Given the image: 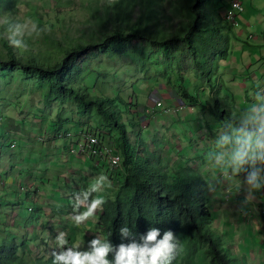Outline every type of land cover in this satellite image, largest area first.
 <instances>
[{
    "label": "rangeland",
    "instance_id": "374dc122",
    "mask_svg": "<svg viewBox=\"0 0 264 264\" xmlns=\"http://www.w3.org/2000/svg\"><path fill=\"white\" fill-rule=\"evenodd\" d=\"M166 2L169 5L171 0ZM107 4V0H18L11 11L0 10L4 12V15L0 14V25H3L8 18L14 19L16 23L23 22L27 18L35 20L45 31L38 37L26 36L30 38V47L36 53L46 54L49 51L52 55H57L55 50L60 45L65 46L82 38L86 41L102 38L100 28L105 23ZM145 10H140L139 3L136 4L134 12L130 15L131 25L138 23L140 19L146 20ZM222 12L219 17L215 15L218 26L223 23ZM169 15L171 19L164 24L166 30L173 33L183 19L170 7ZM143 26L148 28L146 21L143 22ZM5 34L9 37V32ZM1 46L2 42H0ZM25 49H28V45ZM114 49L117 54L91 59L89 70L74 86L81 93L92 97L120 100L122 122L129 130V124L132 122L135 127L140 126L138 120L146 111L143 110L144 104H138L141 90L145 89L141 96V102H145L144 96L152 92L150 88L161 84L160 93L154 94L156 99L153 105L158 109L162 108L163 101L160 99L162 92L166 91L168 88L166 86L174 88V81L173 84H169V81L174 80L176 75L171 73L172 66L167 64L166 58L160 56L162 52H158L148 42L135 41L127 49L123 48L124 51L118 47ZM187 60L184 71L186 70L189 77L194 78L198 73L195 68H190L191 57L188 56ZM37 79V73L25 72L20 67H0V240L14 239L17 243L24 241L28 244L26 247L32 252L31 255L46 258L49 254H44L45 246L56 245L55 237L60 232L67 234L69 246H79L81 250H87V245L94 236L104 239L101 235L102 228L98 223L99 211L85 223L79 226L75 224L72 219L75 211L73 198L77 193H87L94 183L106 175L110 187L105 186L102 191L93 193V196L109 199L119 183L114 182L116 178L112 173L121 170V165L109 169L108 164L103 162L104 167L102 166L100 171L90 169L89 174L85 172L84 175L80 173L75 178L74 175L71 177L68 175L70 170L65 169L62 163L56 160L49 161L51 150H57L55 153L59 155L57 149L59 144L56 141H65L64 146L70 157H76L80 161L88 159L86 162H90L91 156L81 153L79 149V145L84 141L83 135L100 134L103 146L119 156L117 151L119 148L115 143L120 139L119 133L117 134L113 128L103 127L106 130H99L101 122H98L95 110L83 113L76 103H61L59 99L49 98L47 93L39 88ZM207 87L210 91L209 94L205 92V103L201 100L203 105L195 106L179 94L183 100L178 97L184 104L171 109L172 112L187 114L183 112L198 107L203 109L202 106L212 110L211 102H214L215 98L219 100V95L212 91V86L208 83ZM147 107L150 108L149 105ZM133 116H136V120L132 119ZM52 128L54 132L50 131ZM138 135L136 132H128L129 142L136 144L140 153L154 154L146 150L142 140H136ZM215 137L216 135L212 134L211 143ZM47 143L53 145H46ZM46 146L51 150H43ZM211 146L205 141L204 153L207 154ZM159 156L157 158L168 166H188L200 170L196 161H183L177 154L165 153ZM161 157L164 160L171 158L164 162ZM108 173L111 177H108ZM57 187L61 194L57 193ZM67 188H70L69 193L68 190L64 191ZM64 197H68V203L55 205L59 198ZM207 203L213 214L218 207L213 206L210 201ZM263 208L264 193L262 192L256 194L254 201L247 202V211L250 213L247 214V220L256 222L251 227L253 230L250 232V238L247 235V241L256 240L260 245L259 249L255 251L247 245L246 252L244 249L241 251V248L236 249L234 243L231 246L227 244L229 247L226 246V249H230L237 258L239 257L237 260L240 264H264V221L259 220L261 216L264 218ZM80 211L85 215L92 213V209L86 204H82ZM213 225L211 228L216 235L221 236L223 232H227L226 229H219L218 221ZM20 235L21 238H17ZM77 237L80 240L74 241ZM31 241H34V245L30 244ZM241 246H244L243 242L239 247ZM206 257V251L203 249L198 251L194 258L189 257L190 260H181L176 264H209Z\"/></svg>",
    "mask_w": 264,
    "mask_h": 264
},
{
    "label": "trees",
    "instance_id": "16d2710c",
    "mask_svg": "<svg viewBox=\"0 0 264 264\" xmlns=\"http://www.w3.org/2000/svg\"><path fill=\"white\" fill-rule=\"evenodd\" d=\"M107 2L105 23L100 28L102 38L87 41L82 38L67 46L60 45L55 50L57 55L49 51L46 54L34 52L28 37H25L28 49L11 46L5 33H8L9 25L16 22L8 18L0 25V67H20L25 72L37 73L38 86L49 98L59 99L61 103H76L83 113L95 110L98 122H101L99 130H106L103 127L113 128L119 133L120 140L115 146L119 148L122 177L112 197L105 200L102 211H99L98 223L104 238H109L114 246H118L122 243L119 237L121 226L132 229L137 237L144 235L150 227H157L161 235L171 230L180 241L181 251L173 264L190 260L189 257L194 258L203 249L209 264H240L237 260L239 257L226 249L228 245L225 239L216 235L211 228L213 216L205 193L208 183L201 171L188 166H168L157 158L159 156L140 153L137 145L128 140V129L122 122L120 100L92 97L81 93L74 86L89 70L91 59L117 54L115 47L124 51L123 48L127 49L135 41H145L162 52L160 56L165 57L167 64L172 66L171 73L176 76L174 80L170 79L169 84L174 81L178 94L195 106L203 105L205 93L202 94L201 89L190 92L184 66L188 63L187 57H191L190 68H195L201 81H205L204 86L208 83L214 90L217 60L226 56L230 34L235 28L225 16L230 0H171L169 5L166 0ZM17 3L18 0H0V10L11 11ZM137 3L140 10L146 9V20L140 19L131 25L130 15ZM169 7L183 19L173 33L167 31L164 24L171 19ZM221 11L223 23L218 26L215 15L219 17ZM0 14L4 15V12ZM144 21L148 28H144ZM212 105L215 111L207 109L221 126L239 113L225 107L216 98L211 102ZM202 108L206 109V106ZM132 119L136 120V116ZM129 127H135L134 123H130ZM17 238L20 239L21 235ZM79 240V237L74 239ZM30 244L34 245V241ZM26 245L28 247L24 241L17 243L14 239H1L0 264H52L51 253L56 245L45 246L44 254H49L46 258L31 255Z\"/></svg>",
    "mask_w": 264,
    "mask_h": 264
},
{
    "label": "crops",
    "instance_id": "0c3cea01",
    "mask_svg": "<svg viewBox=\"0 0 264 264\" xmlns=\"http://www.w3.org/2000/svg\"><path fill=\"white\" fill-rule=\"evenodd\" d=\"M238 21V27H235L230 34V45L226 56L224 58L219 57L217 60V80H215L217 83L214 92L219 95V102H222L225 107L240 112L254 102L257 92L264 90V0H244V12L238 16ZM187 77L191 93L201 89L202 94L205 92L209 94V87L204 86L205 81L202 82L198 74L194 78L188 75ZM166 84L167 82L164 86ZM166 87L168 88L162 92L163 95L160 98L163 101V106L159 109L153 105V102L156 99L154 94L161 91V84L158 87L150 88L152 92L150 95L144 96L145 102H141V96L145 89L141 90L138 104H144L143 110L146 111L141 114L142 118L138 120L140 126L129 127L128 132L138 133L136 139L138 141L142 140L146 150L153 152L155 156L164 155L165 153L171 155L173 153L182 157L183 161H196L203 178H206L205 181L208 183L213 173L207 162L209 151L207 154L204 153V142L207 141L212 145L210 147L211 151L214 142L211 143L212 134L217 136L222 126L218 120L214 119V115L207 108L200 109L198 107L183 112L187 114L173 113L171 109L178 105L182 106L184 102L175 85H173L175 89L170 86ZM148 105L150 108L147 107ZM212 109L215 111L213 105ZM50 131L54 132V128ZM94 135L100 136L98 133ZM64 142L56 141L59 144L57 146L59 155L56 154L57 150H51L48 146L44 147L43 150H51L49 161L54 162L56 160V162L62 163L65 169L70 170L69 176L73 177L74 175L75 178L80 173L84 175L85 172H88L89 174L90 169L100 171L101 167H104L102 160L91 158L89 159L90 162H86L88 159L81 161L76 157H73L75 158L73 159L68 155ZM46 145L52 146L53 143H47ZM170 158H165L166 160L162 158V160L166 162ZM112 175L116 178L114 182H120L121 171L112 173ZM103 177H106V175H103ZM108 177H111L110 173H108ZM67 190L69 193L70 188L64 191ZM60 192L57 187V193ZM261 192L264 193V191ZM205 193L208 201L213 206L218 207L212 214L213 223L215 224L218 221L219 229H226L227 232L221 234L226 244L231 246L234 243L233 246H236V249L241 248V251L244 249L246 252L247 245L255 251L257 248L259 249L260 245L256 243L253 236H251L253 241H247V235L250 238V232L253 230L251 227L256 222L252 223L247 220V214L250 213L247 211V203L244 200L245 194L242 189L235 184L225 183L211 192L207 186ZM225 198L227 199L224 200ZM68 202V197L59 198L55 205ZM263 219L261 216L259 220L264 221ZM242 242L244 246L239 247ZM245 255L247 256L246 253Z\"/></svg>",
    "mask_w": 264,
    "mask_h": 264
},
{
    "label": "clouds",
    "instance_id": "9594fccd",
    "mask_svg": "<svg viewBox=\"0 0 264 264\" xmlns=\"http://www.w3.org/2000/svg\"><path fill=\"white\" fill-rule=\"evenodd\" d=\"M44 31L35 20L27 18L9 25V43L18 49L26 48V36L38 37ZM207 162L213 173L208 181L210 192L225 183L235 184L244 192L247 203L264 191V90L257 92L252 104L219 129ZM105 186L110 187V181L102 177L87 193L75 194L72 219L77 226L102 211L106 201L93 193ZM82 204L92 209L90 215L80 211ZM119 237L122 243L114 246L109 238L94 236L87 250H81L79 246H69L67 234L60 232L55 237L52 264H173L181 251L180 241L171 230L161 235L159 228L150 227L137 237L132 229L121 226Z\"/></svg>",
    "mask_w": 264,
    "mask_h": 264
},
{
    "label": "built area",
    "instance_id": "2783aa9c",
    "mask_svg": "<svg viewBox=\"0 0 264 264\" xmlns=\"http://www.w3.org/2000/svg\"><path fill=\"white\" fill-rule=\"evenodd\" d=\"M243 12L244 0H230L229 8L225 11V16L228 22L237 28L239 25L238 16ZM82 137L84 141L79 145L81 153H85L93 159L102 160L107 163L111 169L120 166L121 157L116 152L103 146L99 136L87 133Z\"/></svg>",
    "mask_w": 264,
    "mask_h": 264
}]
</instances>
